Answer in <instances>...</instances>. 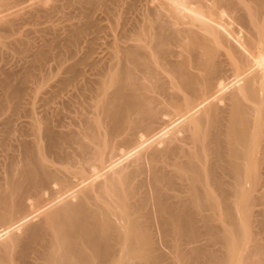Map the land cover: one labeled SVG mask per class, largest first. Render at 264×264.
<instances>
[{
	"label": "bare ground",
	"instance_id": "6f19581e",
	"mask_svg": "<svg viewBox=\"0 0 264 264\" xmlns=\"http://www.w3.org/2000/svg\"><path fill=\"white\" fill-rule=\"evenodd\" d=\"M187 1L189 8L194 5L191 11L183 10L188 18L176 17L186 28L189 24L199 30L191 26L182 29L183 25L174 30L178 24L170 21L172 26L167 29L172 32L165 34L166 27L161 30L164 22L157 21L154 26L148 23L149 17L145 23L148 33L145 26L140 30L136 27V46L116 50L117 67L114 64L115 69L100 81L94 103L95 109L101 105L109 122L104 126L86 120L99 137L94 147L80 134L65 133L57 139L47 129L51 150L70 161L80 155L89 164L86 173L80 170L77 179L63 175L60 169L45 163L47 157L37 141L25 144L26 159L11 166L7 187L3 185L11 192L8 195L16 196L17 207L8 202L9 196L0 197V264L9 260L14 264L15 258H35L42 260L40 264H264V242L255 240L252 248L245 247L252 236V191L260 180L254 172L260 159H252L260 154L264 141V0ZM165 23L169 27V22ZM147 35H151L150 41ZM137 41L145 45L139 46ZM174 44L184 58L177 55L179 51L177 57H171L172 62ZM228 65H232L228 68L232 72L227 70ZM113 86L109 94L108 88ZM175 87L184 91L182 97L178 92L177 105L172 96L175 92H170ZM159 92L165 93L164 99L170 92L168 104L173 100L170 104L178 107L180 101L188 102V108L181 102L179 110L183 112V106L189 111L184 113L191 112L192 137L201 141L205 151H212L214 161L209 168H198L194 160L187 161L182 165V175L188 176L187 185L194 196L208 200L207 212L224 204L230 208V229H221L214 213L196 212L185 199L169 202L163 186L170 189L174 181L154 164L155 159L169 153L152 127L161 118L158 106L166 104ZM164 107L170 115L171 109ZM104 128L109 138L102 134ZM122 135L119 143L114 141ZM74 143L76 148L70 146ZM109 149L129 152L130 162L147 173L146 181L135 185L132 173L125 172L126 165L114 166L118 155L109 164H94L103 160ZM38 163L45 164L39 168ZM121 171L123 177L112 176ZM89 173L103 178L105 188L94 196L96 202L92 204L86 203L87 196L75 191L91 185ZM251 180L256 187L247 191L244 185ZM199 185L204 192L197 190ZM213 185L226 194L224 203L213 201ZM100 199L106 205L98 203ZM42 212L47 215L41 216Z\"/></svg>",
	"mask_w": 264,
	"mask_h": 264
},
{
	"label": "rangeland",
	"instance_id": "374dc122",
	"mask_svg": "<svg viewBox=\"0 0 264 264\" xmlns=\"http://www.w3.org/2000/svg\"><path fill=\"white\" fill-rule=\"evenodd\" d=\"M192 6L194 7V5ZM193 7L191 8L190 5L191 9H194ZM190 8L187 0H0V185H2L0 187L3 189L0 190V197L2 196L1 198L5 199L9 196L11 199L8 197V202L14 209L17 207L18 202L14 199L16 196L8 195L10 191L7 192L9 189L7 190L4 186L7 187L9 182L11 166L14 163L19 164L24 158L26 159L24 150L26 143L37 141L47 157L45 163L65 173L61 172V174L77 179L81 177L82 171L80 170L86 173L87 171L84 169H89V164L85 163L86 161L81 159L80 155H77L75 160L70 161L54 153L49 147V137L52 134L53 137L61 139V135L65 133H77L85 137V143L87 142L88 145L94 147L99 137L94 135L93 131L88 128L89 125L86 120L89 118L91 121L100 122L104 126H107L109 122V119L107 120L103 115V110L101 112V109H103L101 105L99 106L101 109H95L94 103L97 100L95 98L96 89L99 88L100 81L107 78L108 73L115 69L113 68L114 64L118 63L116 61L117 55L115 57L116 50L118 51L121 47L136 46L135 40H137L139 33L137 29L140 30L143 26L149 28V25L146 24V26L145 23L151 17L153 23L151 21L148 23L154 24V26L159 21L164 22V24H161V30L166 27V31L163 30L165 34L170 30L167 28H170L174 21L175 24L181 25H174V30L181 29L185 23L180 22L178 16H182L183 19L186 16L184 11H188ZM176 15L178 16L176 17ZM156 17L157 19L161 17V20H156ZM186 17L188 18V16ZM176 18L179 21H176ZM153 19L156 21L155 23ZM165 22H169V27ZM177 26L179 28H176ZM188 26L191 25L187 24V28ZM153 27H151V30H153ZM148 28L147 33L150 31V29L148 31ZM187 28L184 26L182 29ZM194 28L199 30V28L196 29L197 26H194ZM170 32L172 31L170 30ZM147 37L146 40L148 41L152 38L151 35H147ZM137 43V45L139 43L141 45L144 42L137 41ZM175 46L177 45H172V49H177ZM176 49H174L173 55L170 56L171 61L172 56L181 55L180 57H182L180 48L178 47L177 52ZM180 59L177 61L179 62ZM173 60H175L174 57ZM230 66H226L227 70ZM195 72H198V70ZM168 77L170 80L173 78H170L169 74ZM148 79L151 80V77ZM144 80L141 81L145 82ZM146 83L148 84V82ZM108 89L110 94L113 92L114 86ZM167 90L169 91L170 88L165 90L166 93ZM171 91L176 94L171 93L173 97L175 96L174 102L178 101L179 91L176 90V87L173 90L171 88ZM170 92L166 94L167 98V95L170 97ZM180 92H182L180 94V97H182L184 91ZM162 94L165 95L163 92L160 93L162 97ZM161 96L159 97L160 100H164H162V103L166 102L168 104L166 97L164 99ZM170 100L171 98L168 102ZM172 101L170 103H173ZM181 102L184 103V107L188 103L180 101L179 106ZM170 103L168 105H171V107L166 104L158 106L161 109V111L159 110L161 118H158L160 121L157 119L158 121L156 120V123L152 124L158 140L162 141L169 151L165 156L154 160L155 166L164 170L174 181L173 187L168 189L163 186V190L170 197L169 202L185 199L191 202L194 211L214 213L220 228L223 230L224 228L230 229L232 223L230 208L224 204L222 205L224 207L219 206L216 210L214 209L215 211H211V208H209L210 210L207 212L206 208L210 207L208 200L194 196L192 189L187 185L188 176L182 175V165H186L187 161L190 160H194L195 166L198 168H201V166L204 168L211 167L214 154L210 149L205 151L202 148L201 141H197L192 137L191 126L193 125L190 121L192 122L194 118L190 114L191 112L184 113L186 108L182 104L181 108L184 111L181 112L179 106H176L177 102H175L176 105ZM164 106L171 109L170 115L166 112L168 109L163 110L162 107ZM186 107L188 108L187 105ZM177 108L178 110H176ZM178 119L182 123L179 124ZM182 127L185 128H183V132ZM48 128H50L51 134L47 132ZM35 130H38L37 135ZM104 130L105 132L102 130L104 132L102 134L109 138L111 135L105 128ZM122 137L123 135L115 138L114 141L117 140L118 142ZM114 141H112V144H114ZM66 146L68 145L66 144ZM70 146L76 148L78 145L74 143ZM260 147H262L260 154L255 155V158L252 159V162L254 159H260L256 170H254L255 173L259 174V184L256 187L254 180H251L252 183L250 181L244 185L247 191H252L256 187V190L252 191L255 198L251 207L253 214L249 220L252 236L245 245L248 250L252 248L255 240L264 242V230L262 229L264 223V141L261 142ZM137 149H140V146ZM111 150L107 151L108 154L104 156L103 160H95L94 164L101 167L102 164H109L114 155H118L120 159L114 166L126 165L125 172L132 173V182L135 185L146 181L147 173L141 166H136L130 162L129 152L125 151L123 153L121 150L113 152ZM45 163H38L39 168H42ZM121 173H115L112 176L119 179L124 175ZM90 174L88 176L91 177V185L83 188V190H75L76 193L87 196L85 201L88 204L95 203L94 196L100 195L105 189L104 179L93 174L90 176ZM6 179L7 184H5ZM210 189L216 197L213 201L224 203L223 196L226 194L216 185L211 186ZM197 190L200 192L205 191L200 185ZM41 192L44 194V191ZM134 200L135 198L130 199V202ZM98 203L106 205L101 199ZM240 205H243L242 200ZM243 210L242 206L241 212ZM40 215L46 216L47 213L42 212ZM243 216H245L244 212L240 217L243 218ZM199 226H203V223L200 222ZM18 234L20 236L24 235L23 232ZM4 237L5 235H3ZM15 249L18 251L20 247H15ZM15 259L14 264H40L42 262V260L35 258L31 261L22 258ZM8 262L4 264H12L10 260Z\"/></svg>",
	"mask_w": 264,
	"mask_h": 264
}]
</instances>
